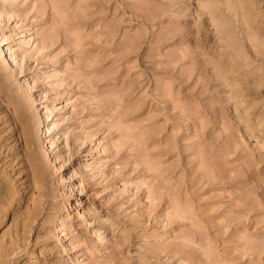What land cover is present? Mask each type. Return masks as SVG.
Wrapping results in <instances>:
<instances>
[{"label": "rangeland", "instance_id": "1", "mask_svg": "<svg viewBox=\"0 0 264 264\" xmlns=\"http://www.w3.org/2000/svg\"><path fill=\"white\" fill-rule=\"evenodd\" d=\"M0 264H264V0H0Z\"/></svg>", "mask_w": 264, "mask_h": 264}]
</instances>
